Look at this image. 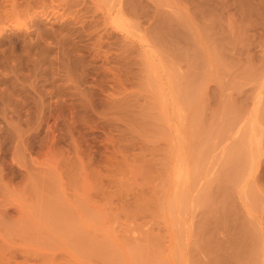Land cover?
Returning <instances> with one entry per match:
<instances>
[{"label":"rangeland","instance_id":"1","mask_svg":"<svg viewBox=\"0 0 264 264\" xmlns=\"http://www.w3.org/2000/svg\"><path fill=\"white\" fill-rule=\"evenodd\" d=\"M0 264H264V0H0Z\"/></svg>","mask_w":264,"mask_h":264}]
</instances>
